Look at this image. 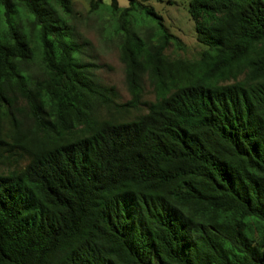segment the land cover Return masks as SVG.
Listing matches in <instances>:
<instances>
[{
    "label": "trees",
    "instance_id": "1",
    "mask_svg": "<svg viewBox=\"0 0 264 264\" xmlns=\"http://www.w3.org/2000/svg\"><path fill=\"white\" fill-rule=\"evenodd\" d=\"M126 1L89 2L122 31L119 102L72 0H0V264H264V0H188L193 59Z\"/></svg>",
    "mask_w": 264,
    "mask_h": 264
},
{
    "label": "rangeland",
    "instance_id": "2",
    "mask_svg": "<svg viewBox=\"0 0 264 264\" xmlns=\"http://www.w3.org/2000/svg\"><path fill=\"white\" fill-rule=\"evenodd\" d=\"M52 1V0H51ZM105 4L109 0H103ZM142 1V0H141ZM188 0H146L143 1L162 16L167 30L180 40L179 44L170 43L165 49V54L170 58L183 57L193 59L197 56L201 46L196 41L193 21L186 12ZM90 0H72L74 15L71 24L79 42L84 44L86 57L94 63V73L97 79L105 85H113L118 93V101L126 102L130 95L125 82L124 65L120 60L119 43L122 31L117 29L116 15L110 13L107 7L95 12L89 11ZM121 7L127 5L126 0H118ZM152 87L145 82L142 100H154ZM146 112V107L141 105L138 109L126 111L124 117L133 119ZM12 164L16 162L11 160ZM22 162H20L21 164ZM8 167L0 164V172H6Z\"/></svg>",
    "mask_w": 264,
    "mask_h": 264
}]
</instances>
